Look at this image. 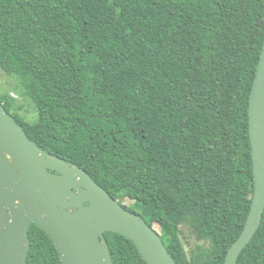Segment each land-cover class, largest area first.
<instances>
[{"label":"trees","instance_id":"1","mask_svg":"<svg viewBox=\"0 0 264 264\" xmlns=\"http://www.w3.org/2000/svg\"><path fill=\"white\" fill-rule=\"evenodd\" d=\"M260 19V0H0V70L37 119L0 100L45 152L160 225L177 264H224L254 191ZM182 226L201 242L190 252ZM29 237L27 264H62L45 230ZM105 237L114 264H148L129 238ZM236 264H264V213Z\"/></svg>","mask_w":264,"mask_h":264},{"label":"water","instance_id":"2","mask_svg":"<svg viewBox=\"0 0 264 264\" xmlns=\"http://www.w3.org/2000/svg\"><path fill=\"white\" fill-rule=\"evenodd\" d=\"M254 191L224 264H236L264 213V42L249 100ZM45 230L62 264H114L106 231L129 238L148 264H177L160 232L128 210L82 167L29 138L0 100V264H27L31 224Z\"/></svg>","mask_w":264,"mask_h":264},{"label":"rangeland","instance_id":"3","mask_svg":"<svg viewBox=\"0 0 264 264\" xmlns=\"http://www.w3.org/2000/svg\"><path fill=\"white\" fill-rule=\"evenodd\" d=\"M260 3L264 4V0H260ZM264 20L260 19L257 22V26L254 28L252 33L253 37L257 36ZM0 93L7 95L10 98H14L12 104V112L18 114L25 121L33 122L37 119V110L35 109L32 101L23 96L21 88L19 87L18 80L15 77L8 76L2 70H0ZM134 203L131 199H123V204L130 206ZM159 232H161V227L158 224H154ZM181 238L184 246L188 252L194 249L201 242L197 240L193 232L187 226L181 227Z\"/></svg>","mask_w":264,"mask_h":264}]
</instances>
